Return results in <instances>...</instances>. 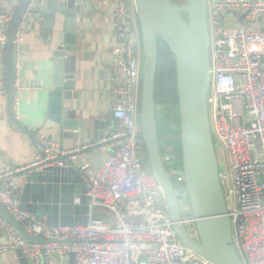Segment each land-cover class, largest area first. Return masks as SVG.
Listing matches in <instances>:
<instances>
[{"label": "built area", "instance_id": "1", "mask_svg": "<svg viewBox=\"0 0 264 264\" xmlns=\"http://www.w3.org/2000/svg\"><path fill=\"white\" fill-rule=\"evenodd\" d=\"M35 4L36 0L27 2L14 39L12 107L17 120L16 96L24 90L17 81L21 45L25 24L37 15ZM207 5L211 39L208 107L216 149L221 151H217L220 178L233 242L242 264H264V0H207ZM112 8L117 44L111 51L110 79L115 103L112 127L101 143L117 151L98 168L81 166L91 198L89 224L52 226L23 211L21 186L13 179L2 186L0 176V207L38 241H28L2 219L9 243L0 245V257L13 250L32 264L72 259L74 264H208L179 243L163 189L148 165L140 118L142 42L134 0H113ZM13 15L14 11L0 15V95L6 94L4 57ZM238 19L239 24L233 26ZM40 141L45 146L36 144L29 168L57 159L53 165L69 167L80 153L65 150L48 137ZM188 202H181L182 215ZM80 203L76 198L74 204ZM183 220L194 235L192 214L183 215Z\"/></svg>", "mask_w": 264, "mask_h": 264}, {"label": "water", "instance_id": "2", "mask_svg": "<svg viewBox=\"0 0 264 264\" xmlns=\"http://www.w3.org/2000/svg\"><path fill=\"white\" fill-rule=\"evenodd\" d=\"M19 0L7 33L5 46L6 93L12 103L15 91L14 39L27 2ZM142 42L140 118L149 168L161 185L167 210L179 243L208 264H242L234 246L231 219L220 178V162L211 129L208 91L211 82L210 30L207 0H134ZM82 5L77 0H42L45 38L57 43L55 84L49 93L48 119L65 130L90 129L77 121L76 112L66 106V91L75 87L71 57L77 48V19ZM65 31L59 30L61 18ZM164 43L175 57L177 96L180 112L183 177L187 199L195 219L196 236L184 225L182 205L172 175L161 152L157 119L156 85L160 46ZM112 113L106 121H94L96 147L110 130ZM13 122L14 117L12 115ZM22 130L37 144L39 131ZM70 136V135H69ZM112 142H108L110 144ZM117 151L113 149L111 153ZM110 153V154H111ZM52 160L23 172L21 209L45 217L52 226H87L91 209L84 177L75 166L60 167ZM4 185V182H1ZM80 198V205L75 199ZM0 218L15 227L30 242H38L24 226L0 207ZM197 237V238H196ZM23 264L28 259L19 252ZM71 264H74L72 259Z\"/></svg>", "mask_w": 264, "mask_h": 264}, {"label": "crops", "instance_id": "3", "mask_svg": "<svg viewBox=\"0 0 264 264\" xmlns=\"http://www.w3.org/2000/svg\"><path fill=\"white\" fill-rule=\"evenodd\" d=\"M18 2L19 0H0V15L5 11H14ZM112 2L113 0H77V3L82 5L77 19V48L67 53L72 59L75 87L65 92V102L69 109L76 112L75 119L90 124L91 128L65 130L48 119L49 93L53 91L55 84L57 43L54 40L51 44L45 38L41 19L42 0H36L37 15L25 24V41L21 45L17 81L24 90L16 96L20 107L18 120L14 117L7 93L0 95V176L3 177L4 183L13 179L22 188L25 181L23 172L34 161L37 141H33L22 127L39 131L40 140L48 137L58 142L65 150H80L76 160H71V165L79 171L84 164L94 168L100 167L111 153L109 147H96L93 122L106 121L115 103L110 79L111 51L117 44L112 26ZM135 21L137 22L136 15ZM65 29L66 19L62 17L59 30ZM12 115L14 122L11 120ZM111 127L112 118L110 129ZM165 127L160 134L162 139L163 134L170 135ZM174 135L175 139H178L176 132ZM164 141L167 145H173L176 152L175 140V143H169L166 139ZM176 172L180 175L178 170ZM40 218L46 220L45 217ZM1 220L2 218L0 245H5L9 241L6 230L1 227ZM28 261L32 264L29 259ZM0 264L23 263L18 252L9 250L1 255Z\"/></svg>", "mask_w": 264, "mask_h": 264}, {"label": "rangeland", "instance_id": "4", "mask_svg": "<svg viewBox=\"0 0 264 264\" xmlns=\"http://www.w3.org/2000/svg\"><path fill=\"white\" fill-rule=\"evenodd\" d=\"M173 2L182 4L185 2V0H173ZM239 24V19L236 20V23H234L233 26H237ZM157 117H158V127H159V133H163V128L166 125H169L171 128H176L175 132L177 133L178 140L174 144L176 146V152L175 147L173 145H167V143L164 141L166 140H176V136L173 134L166 135L163 134L162 138H160V146H161V152L164 158L165 165L167 166L168 171L172 175V180L175 183L176 189L179 192L180 201L182 202L184 199H187V193L186 188L184 184V177H183V162H182V152H181V140L179 139L181 129L180 127V112L178 105L176 107H165V106H158L157 107ZM218 152L219 149L217 148ZM175 162L173 163V161ZM178 170L180 172V175H174V172ZM186 210L183 211V215L191 214V206L188 202ZM197 232H194V235L196 236ZM197 238V237H196Z\"/></svg>", "mask_w": 264, "mask_h": 264}, {"label": "trees", "instance_id": "5", "mask_svg": "<svg viewBox=\"0 0 264 264\" xmlns=\"http://www.w3.org/2000/svg\"><path fill=\"white\" fill-rule=\"evenodd\" d=\"M156 102L157 107H176L178 105L175 57L164 43H162L160 46L158 77L156 85ZM179 128L180 127H178V129ZM175 129L176 128L169 127V125H166L165 127L166 132L168 131L170 134L174 132L173 135L175 134ZM179 139L181 140L180 136ZM177 140L178 139L175 141ZM175 141L169 140V143H175Z\"/></svg>", "mask_w": 264, "mask_h": 264}]
</instances>
